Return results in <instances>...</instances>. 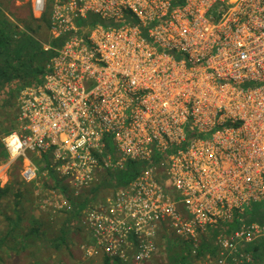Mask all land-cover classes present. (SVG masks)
<instances>
[{
  "label": "built area",
  "instance_id": "2783aa9c",
  "mask_svg": "<svg viewBox=\"0 0 264 264\" xmlns=\"http://www.w3.org/2000/svg\"><path fill=\"white\" fill-rule=\"evenodd\" d=\"M50 35L0 140L8 165L30 183L36 156L79 198L141 164L81 212L86 255L144 264L163 233L192 256L211 243L206 264H264L248 248L264 241V0H53Z\"/></svg>",
  "mask_w": 264,
  "mask_h": 264
},
{
  "label": "trees",
  "instance_id": "16d2710c",
  "mask_svg": "<svg viewBox=\"0 0 264 264\" xmlns=\"http://www.w3.org/2000/svg\"><path fill=\"white\" fill-rule=\"evenodd\" d=\"M52 1L46 0L44 11L37 19L33 17L30 8L26 14L19 15V9L14 7V0H6L8 4L5 7L6 11L0 2V110L8 109L11 106V100L15 99L21 90L40 81L46 63L54 56L55 50L63 41V38L52 39L50 35ZM9 15L15 19L14 22ZM45 45L49 46L48 50H44ZM0 155L3 159L7 158L4 151H1ZM140 166L141 164L138 163H128L124 170L111 173L107 171L88 191H85L83 196L74 198L64 187L58 186L59 182L53 171L46 165L45 167L50 169V178L57 188L60 187L59 189L64 192L66 200L71 205V210L66 212V215L63 214L64 217L61 218L63 220L60 222L57 235L50 239L46 234L49 229L47 218L31 216V200L27 186L15 180L3 187L0 186V206L5 201L11 204L10 213L2 206V210L0 209V215L5 222V228L0 230V253L5 251L10 255L20 256L38 248L44 252L51 248L55 253H61L64 249L68 252V256L72 257L69 232L79 226V216L82 210L92 201L105 198L106 195L102 194L108 192L110 194L117 188L128 185L138 174ZM161 238L165 247L163 253L165 264L205 262L206 255H209L212 261L214 260L215 250L211 243H203L197 254L192 256L188 245L177 238L168 237L163 233ZM262 247H264V241L259 246L248 248L252 252H257ZM34 254L35 252L30 256ZM94 257L98 261L97 264H124L112 261L102 253ZM0 263H3L1 258ZM33 263L41 264L38 261Z\"/></svg>",
  "mask_w": 264,
  "mask_h": 264
},
{
  "label": "rangeland",
  "instance_id": "374dc122",
  "mask_svg": "<svg viewBox=\"0 0 264 264\" xmlns=\"http://www.w3.org/2000/svg\"><path fill=\"white\" fill-rule=\"evenodd\" d=\"M32 1L33 0H14V7L19 9V15L26 14L28 12V8H30L35 19L40 17L43 12L41 14L35 12L34 14L32 10ZM0 2H2L3 8L5 10V7L8 5L6 0H0ZM9 17L14 22L15 19L11 15H9ZM17 98L18 96L11 100V106L8 109L0 110V140L7 136V134L11 131L16 130L19 126V122L17 120ZM1 151L6 153L2 143L0 142V154ZM30 157L33 161L34 167L37 168V171L35 179L28 183L25 182L20 176V171L22 169L20 162H18L16 165L14 164L9 166L7 158L3 159V157L0 155V186L3 187L12 180L17 181L23 186H27V192L29 194V199L31 200V216L35 218L45 216L47 218L49 222V229L47 230L46 234L50 239L57 235L60 222L63 220L61 218L64 217L63 214L66 215V212H68L66 210H58V208L54 207L56 204L59 205L64 197L62 194H60L63 192L59 189L63 186L61 180L58 179L56 175H54L56 180L59 182L58 186H60L57 188L55 182L49 176L50 169L44 166L42 159L39 160V158L36 156ZM114 192L115 191L111 192L110 194ZM110 194L109 192L104 193L102 195H106L105 198L98 201L96 200L94 202L105 203L107 198L110 197ZM1 206L5 208V211L9 213L11 212V204L9 201H5ZM1 206L0 209L2 210ZM4 228L5 222L0 215V230H3ZM69 242L72 257H69L68 252H65L64 249H62L61 253H55L51 248H48L46 252H44L41 248H38L40 251L38 249L31 250V252L21 254L20 256H13L4 251L0 253V258L3 259V263L0 264H37L33 263L36 261L40 262L41 264H97L98 261L94 257L95 254L92 255L93 257H88L85 253L84 246L90 245L91 240L88 233L82 230L80 216L79 226L77 229L73 228L69 232ZM158 248L159 252L156 254V256H158L157 258H160V260H156L157 258L155 256V259L153 258L146 264H165L163 257L165 247L161 237H158ZM34 252L35 254L30 256V254ZM193 264H206V262H195Z\"/></svg>",
  "mask_w": 264,
  "mask_h": 264
}]
</instances>
